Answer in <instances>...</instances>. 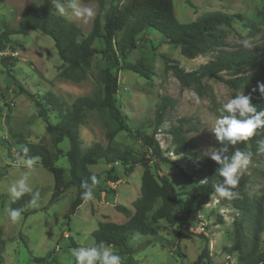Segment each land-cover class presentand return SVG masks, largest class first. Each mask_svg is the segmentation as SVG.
Masks as SVG:
<instances>
[{
    "label": "rangeland",
    "instance_id": "374dc122",
    "mask_svg": "<svg viewBox=\"0 0 264 264\" xmlns=\"http://www.w3.org/2000/svg\"><path fill=\"white\" fill-rule=\"evenodd\" d=\"M125 1L116 0L115 4ZM173 1L180 23H191L204 15L222 12L241 16L245 21L255 24L257 30L252 33L246 22L236 21L231 28H223L227 34L226 47L194 60L184 57L180 47L167 44L159 32L146 30L137 37L140 47L130 54L126 62L136 63L142 60L152 68L153 75L147 80L134 72H118L117 101L127 117L131 133L120 132L109 144L106 137V117L98 112H89L81 125V140L84 150L95 143L104 146L109 144L138 157L149 149L159 148L162 158L169 162L154 159L156 162L150 164L152 172L156 176L166 175L175 183L176 189L181 193L180 202L187 210L194 209L196 203L184 193L198 185L202 178H206L203 164L211 159L207 153L210 149H218L220 145L211 131L219 116L217 109L240 92L254 98L260 91L257 85L233 89L209 77L203 79L200 86L192 83L189 87H184L171 71H166L162 55H169L179 61L183 69L192 72L219 55L238 51H264V23L261 16L264 0ZM41 2L42 0H0V34L5 29L4 25L17 28L24 9ZM109 2L107 0V7ZM80 3L91 10V16L62 17L76 23L87 34L100 13V6L95 0H80ZM49 6L53 13L61 16L53 10L51 0ZM8 46L17 53L14 56L17 62L14 67H9L16 81L7 74L9 68L0 66V255L4 264H37L36 258H43L49 253L52 254L53 264H73L69 250L74 248V244L77 247L93 246L92 234L98 229L100 222L120 224L127 220L117 206L126 207L131 214L134 213L133 204L141 196L143 168L137 166L126 176L120 166H117L119 168L115 172L104 163L91 166L90 171L101 176L100 186L94 188L93 200L84 202L70 221L66 215L76 195L75 187L50 206L54 178L41 166L40 159L30 171L15 163L17 156H21L20 147L25 144L43 145L54 153L57 151L52 136L46 131V123L39 117L40 107L36 101L41 102L49 111L50 123L56 124L60 116L53 111L52 104H47L49 94L66 111L78 98L93 97L102 90L100 70L111 65L101 54H97L88 78L74 83L60 76L64 68L51 37L33 31L28 36H12ZM95 47L102 50L105 45L97 40ZM254 71V67H247L239 72L227 71L223 74L226 78H236L248 76ZM160 107L164 108V112L160 125L157 126ZM176 128L182 129V135L188 140L192 153L196 156L174 155L176 144L170 131ZM138 131L149 140V149L136 137ZM69 148L67 139L58 146L63 154L57 166L66 169L67 180L70 166L64 154ZM155 164L160 165L159 170L155 169ZM23 172H28L32 191L36 190L40 194L38 207H29L35 213L21 215L16 222H12L5 213L11 203L8 189ZM109 172L113 173L111 177H120V181L113 183L108 180ZM263 173V160H253L238 177L239 184L234 191L239 195L234 199L248 201L243 204V208H249L256 202L264 203ZM234 199L227 200L213 195L210 203L199 210L198 220L191 222L189 226H173L160 221L155 224L157 236H133L127 242V250L132 254L129 259L127 256L123 258L122 264H193L207 245L201 234L208 238L214 264H238V255L229 251L235 243L234 221L242 219L245 227L255 226L252 221L256 219L258 209L253 208L250 212L238 210L233 206ZM66 235L69 237L66 238ZM148 241H151L150 245ZM263 249L264 218L260 240V250Z\"/></svg>",
    "mask_w": 264,
    "mask_h": 264
},
{
    "label": "trees",
    "instance_id": "16d2710c",
    "mask_svg": "<svg viewBox=\"0 0 264 264\" xmlns=\"http://www.w3.org/2000/svg\"><path fill=\"white\" fill-rule=\"evenodd\" d=\"M49 1L42 0L40 4H34L24 9L17 28L4 25L5 29L0 34V49L6 48L14 35L28 36L33 31H39L54 40L64 68L60 73L62 78L74 83L86 80L97 54H101L111 66L100 70L99 80L103 85L102 90H99L93 97L78 98L66 111L51 97L52 94H49V99H46L47 104H52L53 111L60 116L56 124L50 123L49 111L41 102L36 101L40 107L39 117L46 123V131L52 136L57 151L54 153L43 145L25 144L20 147L21 155H24L23 149L27 147L28 155L39 158L41 166L52 174L54 188L50 206L63 198L72 187L76 188V195L66 215L68 221L85 202L81 199V183L85 180L91 183L90 177L94 174L99 181L95 188L100 186L101 176L90 171L91 166L104 163L111 166L112 172H115L119 168L117 166H120L126 176L131 174L135 167L141 166L143 168L141 196L133 204L134 213L131 214L126 207L117 206V209L126 215L127 220L120 224L100 222L98 229L92 234L94 244L104 241L114 248L122 259L126 256L129 259L132 252L127 250V242L133 236H157L155 224L160 221H165L173 226H189L191 222L198 220L199 210L210 203L213 196V184L222 181V178L217 175L219 165L212 159H207L203 164L206 170V182L198 184L184 193L196 203V207L185 210L180 202L181 193L176 189L175 183L166 175L156 176L152 172L150 164L155 161L154 159L163 163L169 161L162 158L159 148L149 149L150 142L141 131H138L136 137L149 150L140 157L128 151L122 152L109 145L120 132L131 133L127 117L117 101L118 72H134L147 80L153 75L152 68L145 65L142 60L136 63L126 62L130 54L140 47L137 37L146 30H155L164 37L167 44L180 47L184 57L194 60L209 52L222 50L226 47L227 34L223 28H231L236 21L246 22V26L251 29L252 33L257 29L255 24L245 21L239 15L233 16L222 12L204 15L191 23H180L176 17L173 0H126L124 3L117 4H115L116 0H110L109 7H107V0H95L99 3L100 13L94 20L92 30L84 34L76 23L53 13ZM261 16L264 23V9ZM97 40L104 43V49L99 50L95 47ZM162 59L166 71H171L184 87H189L192 83L200 86L203 79L207 77L221 81L233 89L258 86L260 83H264L263 50H258L255 53L238 51L219 55L215 60L192 72L183 69L179 61L172 59L167 54H163ZM16 62L14 57H8L2 60V65L12 68ZM247 67H254L255 71L245 77L226 78L223 74L227 71L239 72ZM10 68L7 74L13 81H16L12 77ZM113 70L116 72L114 73ZM21 90L26 92L22 88ZM252 103L260 110H264V95L259 92L256 97L252 98ZM89 112H98L106 117V137L109 143L107 146L95 143L88 149H83L81 125L84 124L86 113ZM163 112L164 108L160 107L156 120L157 126L160 125ZM170 132L176 144V148L173 150L174 155L196 156L192 153L190 143L182 135L181 128L173 129ZM65 139L69 141L70 145L69 150L64 154L70 166L69 180L66 178V169L57 166V162L63 154L58 146ZM256 139H264V129L258 130L257 136L249 142L240 143L230 148L227 154L231 155L235 148H239L241 151H251L253 153L252 161L261 159L264 162V155L257 152ZM221 147L220 144L218 149ZM159 167V164H155L156 170H159ZM112 172L108 173L107 179L113 183L120 181L118 176L111 177ZM35 192L37 191L33 190V193ZM31 199L32 194H26L15 203L11 202L10 207L22 209L21 215L29 216L35 213L29 208ZM233 202V206L238 210L250 212L253 208H257L258 212L256 219L252 221L255 226L245 227L242 219L234 221L235 243L229 251L238 255V264H264V249L260 250L264 203L256 202L249 208H243V204H247L248 201L242 202L239 199H234ZM201 237L207 245L193 264H214L209 251L208 238L203 234ZM150 244L151 241H148V245ZM75 247L77 245L74 244ZM35 262L37 264H53L54 261H52V254L49 253L43 258H36ZM0 264H4L1 255Z\"/></svg>",
    "mask_w": 264,
    "mask_h": 264
},
{
    "label": "clouds",
    "instance_id": "9594fccd",
    "mask_svg": "<svg viewBox=\"0 0 264 264\" xmlns=\"http://www.w3.org/2000/svg\"><path fill=\"white\" fill-rule=\"evenodd\" d=\"M51 4L53 10L61 16L70 15L80 18L92 15L90 9L81 5L80 0H51ZM258 88L260 93L264 95V83H260ZM217 111L219 116L211 131L222 147L210 149L207 155L219 165L217 175L222 178V181L213 184V195L232 200L239 195L234 189L238 187V177L251 164L253 153L241 151L239 148H235L231 155L227 153L230 148L237 144L249 142L257 136L258 130L264 129V110L253 105L250 95L240 92L222 104ZM255 143L258 154L264 155V139H256ZM28 151V148L25 147L23 149L24 155L17 156L15 163L30 171L37 165L38 158L29 156ZM90 180L91 183L85 180L80 185L82 189L81 199L85 202L95 198L94 188L99 183L94 174ZM8 192L12 203L26 194H32L29 206L38 207L39 192L33 193L29 186L28 172H23L16 178L10 185ZM22 211V209L11 207L5 209V213L12 222H16L21 217ZM69 255L74 264H122V257L104 241L89 247L71 248Z\"/></svg>",
    "mask_w": 264,
    "mask_h": 264
},
{
    "label": "built area",
    "instance_id": "2783aa9c",
    "mask_svg": "<svg viewBox=\"0 0 264 264\" xmlns=\"http://www.w3.org/2000/svg\"><path fill=\"white\" fill-rule=\"evenodd\" d=\"M16 54H17V53H14L13 51H11V49L9 48L8 45H7L6 48H4V49H0V66L2 65V60H3V59L8 58V57H14V56H16ZM175 156H176V155H175ZM180 156H181V155H180ZM205 180H206V178H202L198 184H203V183H205V182H203V181H205ZM202 182H203V183H202ZM65 237L68 238L69 236L66 235Z\"/></svg>",
    "mask_w": 264,
    "mask_h": 264
}]
</instances>
